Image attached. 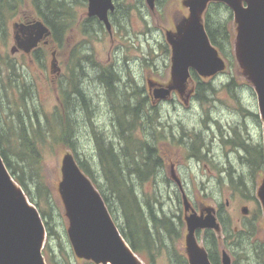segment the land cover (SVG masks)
I'll return each mask as SVG.
<instances>
[{
	"label": "rangeland",
	"instance_id": "1",
	"mask_svg": "<svg viewBox=\"0 0 264 264\" xmlns=\"http://www.w3.org/2000/svg\"><path fill=\"white\" fill-rule=\"evenodd\" d=\"M66 2L72 6V15L66 17L68 29L61 36L62 41L55 37L53 40L58 49L64 78L70 74L74 48L80 47L82 50L83 45L87 46L88 53L84 52L85 50L77 53L78 58L81 57V64L85 66V71L82 69L78 75L82 74V77L85 75L81 80V89L85 91L91 106V117L97 130L105 134L113 130L110 114V100L113 98L107 93L106 97L103 85L98 80L97 69H108L113 66L121 78L116 85L118 92L123 97L129 98L133 105L136 96L132 95L138 91V97L147 98L149 106L157 109L161 116L160 120H154L158 127L154 126L153 133L163 135L161 139L154 141V145L159 149L164 161V175L171 183L163 181L162 178H158V182L149 180L142 190L147 195L157 192L166 211L179 215L184 225L182 236L174 245H170L169 249L162 247L153 256L139 255L142 264H172L171 257L174 258L175 253L187 256L186 216L191 212L201 215L208 209L215 212L217 207L222 205L223 217L228 220V227L238 232L251 229V224H254L259 237L264 239V203L259 196L264 181V163L254 167L255 170L251 169L248 163H242L238 155V147L222 138L218 129L221 128L222 123L226 129L223 132L231 134V137L237 140L234 130L239 132L238 127H241L239 134L242 139H250L253 144L260 142L264 150V120L256 89L248 80L246 68L241 64L238 56L239 31L234 28L229 29L233 36L232 64L225 59L226 69L211 78L193 72L186 87L179 88L178 85L176 87L172 74V46L169 39L173 40L178 34L175 18L178 16L180 0H174L173 4L165 2L162 7H157L154 11L143 0H118L120 12L111 20L114 41L103 28H95L92 24L93 26L88 30L85 25L83 26L82 18L87 12L82 0H66ZM126 9H130V13ZM185 13L189 15L187 11ZM12 14L16 15V18L10 24L11 34L4 39V42L9 44L7 50L9 55H11L10 48L14 44L12 24L24 15L36 17L39 9L34 6L32 0H24ZM47 58V67L45 62H39L34 57V62L23 56L12 58L20 74L34 84L35 99L33 103L28 104V108L33 111L35 107L42 115L52 114L59 106L54 91V86L57 85L51 82L52 77L48 74L51 68L49 54ZM199 81L206 83L211 81L215 89L207 94L208 100L204 102L197 98ZM156 86H173L170 99L154 100L152 91ZM129 95L132 97H127ZM215 121L216 124L208 131L206 125H213ZM85 125L79 133L77 144L79 154L94 157L93 127ZM151 128V125L147 124V129L151 132V135L147 132V136H151L152 141L154 137ZM194 133H200V141L206 143L203 153L206 155L210 151L216 155L217 158L211 157L215 160L210 161L208 155L201 156L200 159L189 155L186 145L193 137L195 139ZM182 137L184 143L177 140ZM243 152L242 150L241 153ZM70 153H72L70 149L58 146L43 147L41 192H45L51 202L52 226L56 232L50 242L47 233L43 255L47 264H51L49 256L53 257L54 261L72 257L73 264H96L76 255L68 234L70 220L62 191L63 162ZM229 172L235 173L236 178L244 175L245 186L235 187L229 178ZM35 194L36 196L38 194L36 188ZM35 207L39 211V208ZM243 207H248L247 215L242 213ZM222 233L221 229L216 230V235L221 239V246L224 247L225 235ZM202 236L197 238L201 249L205 246ZM48 244L50 248L46 251Z\"/></svg>",
	"mask_w": 264,
	"mask_h": 264
},
{
	"label": "trees",
	"instance_id": "2",
	"mask_svg": "<svg viewBox=\"0 0 264 264\" xmlns=\"http://www.w3.org/2000/svg\"><path fill=\"white\" fill-rule=\"evenodd\" d=\"M23 1L1 0L0 20L3 19L5 9L14 11ZM32 2L39 9L38 16L44 18L52 28L54 37L62 41L61 36L68 29L66 17L72 15V6L66 0H32ZM129 10L126 9L130 13ZM118 12H120L119 7ZM102 28L105 30V27ZM229 29L209 25L206 27L212 44L220 55L232 64L233 36ZM1 31L0 27V154L15 182L39 208L48 233V241L53 239L56 232L52 226L51 202L47 194L41 192L43 147L58 146L70 149L72 152L70 154L101 194L121 234L136 254L153 256L162 247L169 249L170 245H174L182 236L183 220L179 215L166 211L157 192L147 195L142 190L149 180L158 182V178H162L163 181L171 183L164 175V161L159 149L154 145V141H158L163 135L161 132L159 135L153 133L154 126L158 127L154 120L161 119L157 109L149 106L147 98L138 97V91L132 95L136 96V102L132 105L130 99L123 97L117 90L116 85L121 78L115 69H97L98 80L103 85L105 95L107 93L113 98L110 100L113 130L110 131V135L97 130L91 117V106L81 89L83 77L82 74L78 75V72L80 73L82 69L85 71V66L81 64L79 54L77 55L78 51L82 52V50L77 47L73 50L67 84L60 83L58 87L59 106L50 115L40 114L35 107L31 111L28 108L31 102L25 100L30 92L28 90L30 84L18 81V78L22 77L17 74V64L8 55L4 56L1 53V46L6 38L5 35H1ZM211 90L215 89L210 82L199 81L198 100L207 101V94ZM85 124L93 127L94 157L79 154L78 138ZM147 124L153 129L152 141L151 136H147V132L151 135ZM236 137L237 140L231 142L238 147V150L247 152L246 160L254 169L253 167L258 165V159L255 157L256 147L248 145L241 135L236 134ZM184 138L177 140L184 143ZM200 139V136H195V139L193 137L192 141L187 143L189 155L201 158L197 153L201 151L200 147L197 149ZM236 176L235 173L229 172V178L235 187L245 186V176L239 175L237 178ZM220 208L223 209V205ZM220 221L225 235L223 244L233 256L232 264H264V239L259 237L254 224H251V229L236 232L228 227V220L223 216H220ZM204 245L209 251L211 263L218 264L216 253L221 246V239L215 231L205 232ZM49 248L48 244L46 251ZM46 254L49 256L47 252ZM175 255L174 258L171 257L172 264H189L188 253L187 256L178 253ZM48 258L51 264L74 262L72 257L57 259L58 261L56 259L54 261L51 256Z\"/></svg>",
	"mask_w": 264,
	"mask_h": 264
},
{
	"label": "water",
	"instance_id": "3",
	"mask_svg": "<svg viewBox=\"0 0 264 264\" xmlns=\"http://www.w3.org/2000/svg\"><path fill=\"white\" fill-rule=\"evenodd\" d=\"M155 10V0H146ZM210 0L189 2L191 18L184 33L169 42L172 46V74L176 87L185 88L192 73L213 77L226 69L225 60L212 44L201 22V13ZM235 11L239 31V58L245 66L248 80L256 89L259 108L264 120V0H252L248 8L233 0H223ZM88 16H96L113 36L109 13L115 10L113 0H88ZM16 43L26 53L51 36L52 31L38 20L28 25L15 24ZM18 33L24 37L20 40ZM57 58L53 53L52 69ZM173 86H156L153 98L168 100ZM62 196L70 220L68 231L74 251L79 258L96 264H142L121 234L107 205L90 178L81 170L70 154L63 162ZM259 196L264 203V181ZM248 207L242 208L247 215ZM186 239L189 264H212L205 248H200L197 233L221 229L215 212H192L186 216ZM47 237L45 223L38 209L32 205L22 187L15 182L0 154V264H47L43 255ZM222 264H232L230 254L222 252Z\"/></svg>",
	"mask_w": 264,
	"mask_h": 264
},
{
	"label": "flooded vegetation",
	"instance_id": "4",
	"mask_svg": "<svg viewBox=\"0 0 264 264\" xmlns=\"http://www.w3.org/2000/svg\"><path fill=\"white\" fill-rule=\"evenodd\" d=\"M113 1L115 3L116 7H115L114 11L109 13L110 21L112 20V18L114 16H116L118 14V7H119L118 0H113ZM143 1L148 5L146 0H143ZM191 1L192 0H180V7L178 8L179 9L178 10L179 11L178 12V16L175 18V26L178 27L177 28L178 34L175 35L173 40L177 36L182 35L184 33L185 29L189 25L191 14H192L191 13V8L189 6V2H191ZM233 1L237 2V4L240 7H242V8H248L250 3L252 2V0H233ZM0 2H1V0H0ZM82 2H83L82 3L83 6L86 8V12H87V15L82 18L83 26L85 25L88 30L91 28V26H93L92 24H94L95 28L104 27L105 26L104 23L102 21H100L98 17H96V16H93V17L88 16V7H89L88 0H82ZM165 2H167V3L171 2L173 4L174 0H166V1L165 0H155V9L157 7L158 8L162 7ZM186 11L189 13V15H187L185 13ZM1 12H2V7H0V13ZM13 12L14 11H12V10L10 11L9 9H5V13L3 11V13H4L3 14V19L0 20V27L2 29L1 35H5L6 38H8V35L11 34L10 30H9L10 29V24L13 22V19L16 18V15L12 14ZM201 14H202L201 21H202V23H203V25L205 27H207L208 25L209 26H214V27H219V28L223 27V28H234V29H237V27H238V23H237V20H236V17H235L234 9L227 2H225L223 0H210L206 4V7H205V9H203V12ZM11 18H12V20H11ZM38 20L42 21L47 27H49L51 29L52 35L50 37H48V38L43 39L39 43V45H38V47L36 49H33L30 53H26L25 51H23L22 49L18 48V46H17V43H16V32L17 31L15 30L14 26H15V24H22V23L28 25V24H30L32 22H35V21H38ZM12 28H13L12 35H13V38H14L13 39L14 40V44L10 48L11 55H9L8 52H7L9 44L8 43L6 44V42L1 46V53L4 56L8 55L9 58H15L16 56L27 57V58H30V60L32 62H34V60H33V57H34V59H37V61H39V62H45L46 63V67H47V62H48V58H47L48 54L51 57V64H52L53 53H55V56L57 58L56 67L54 69H52V66H51L48 74H50L51 75L50 77H52L51 82L54 85H57V86H54V91L57 94V99L59 100V95H58L59 84L60 83H66L67 84L68 75H67L66 78H64V76H63V73H62L63 70H62V67L60 65V60L58 58V49H57L56 43L53 40L54 34H53L52 28L45 22L44 18L39 17L38 15L36 17L24 15L23 18L19 19L17 22H14V24H12ZM18 36H19L20 40L24 37V35L22 33H18ZM110 38L114 41V35H113V37H110ZM82 50L83 51L85 50L84 52H86L87 51V46L83 45ZM86 53H88V52H86ZM110 68L111 69H115V68H113V66H111ZM16 71H17V74L19 75L20 74V70H16ZM20 76L22 78L19 77L18 81H20V82L25 81V82H28L30 84L29 85V89H28L30 92H29V94L26 95V99L25 100H28L29 102L33 103L34 99H35L34 98L35 97V90H34V86H33L34 84H31L26 78H24V76L22 74H20ZM84 77H85V75H84ZM84 94H85V91H84ZM215 124H216V121H215V123H213V125H209V124L206 125V129L207 130L208 129L211 130L212 127ZM238 128L240 130H242L241 127H238ZM218 129L221 132L222 138H224L227 142L233 143L231 141H236V139L234 140L233 137H231V134L223 132L226 129L222 126V123H221V128L219 127ZM240 130H239V132H240ZM239 132H237V130H234V135L236 136V134H239ZM194 134H195V136H197V137L200 136V138H201V134L200 133H194ZM206 134H208V133L206 132ZM244 140L246 141V143L248 145L256 147L257 152H256V156L255 157H257V159H258V162H257L258 165L254 166V167H259L260 165H262L264 163V160H263L264 150H263L260 142L253 144L254 142L251 143L249 141L250 139H244ZM211 145H213L212 142H211ZM205 146H206V143H204L203 141H200V143L198 144L197 149L200 147L201 151L199 150L197 153L200 156H203V157H206V155H208V158H209L210 161L215 160V158L211 159V157H214V156L216 157V155H213L209 150H208L209 152L206 155L203 153ZM238 155H239L242 163H244V164L248 163V160H246V158L248 156L246 151L241 153V151L239 149L238 150ZM192 156L194 158H196V155H192ZM254 170H255V168H254ZM203 214H206V211H204ZM215 215L217 216L218 220L220 221V216H223V211L220 208V206L217 207V210L215 211ZM220 223H221V221H220ZM206 231L207 230H205V231L203 230V232H198L197 233L198 237L203 235L202 236L203 241H204V234H205ZM221 231H223V230L221 229ZM224 250H226L225 247L220 246L219 247V251L216 253V258L218 260V264L219 263L222 264V252ZM207 252H208V255H209V251H207ZM229 254H230V256H231V258L233 260L232 254L231 253H229Z\"/></svg>",
	"mask_w": 264,
	"mask_h": 264
}]
</instances>
